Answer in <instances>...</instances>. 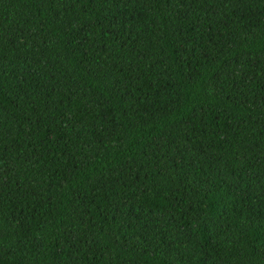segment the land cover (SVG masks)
Here are the masks:
<instances>
[{
	"label": "trees",
	"instance_id": "obj_1",
	"mask_svg": "<svg viewBox=\"0 0 264 264\" xmlns=\"http://www.w3.org/2000/svg\"><path fill=\"white\" fill-rule=\"evenodd\" d=\"M0 264H264V0H0Z\"/></svg>",
	"mask_w": 264,
	"mask_h": 264
}]
</instances>
